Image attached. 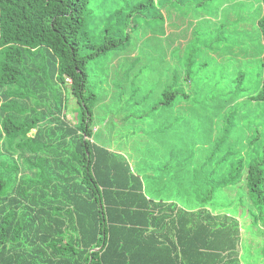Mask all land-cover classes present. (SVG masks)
Masks as SVG:
<instances>
[{
  "label": "trees",
  "instance_id": "trees-1",
  "mask_svg": "<svg viewBox=\"0 0 264 264\" xmlns=\"http://www.w3.org/2000/svg\"><path fill=\"white\" fill-rule=\"evenodd\" d=\"M165 5L0 0V264H242L264 160L218 179L182 160L199 28L189 39ZM256 23L264 50V0ZM223 187L232 211L215 206Z\"/></svg>",
  "mask_w": 264,
  "mask_h": 264
},
{
  "label": "rangeland",
  "instance_id": "rangeland-1",
  "mask_svg": "<svg viewBox=\"0 0 264 264\" xmlns=\"http://www.w3.org/2000/svg\"><path fill=\"white\" fill-rule=\"evenodd\" d=\"M168 1L163 12L165 19L184 21V26H188L185 30L190 31L189 39L199 28V34L190 43L193 48L198 46L201 53L195 76L190 83L183 82L189 98L184 100L182 115L186 118L179 133L178 150L182 160L189 161L198 172L206 168L218 179L219 170L229 177V169L241 158L246 164L264 160V102L253 100L264 77L263 42L256 23L261 0ZM217 11L221 21L216 19ZM220 22L229 26L228 33L224 29L218 31ZM216 35L219 40H215ZM92 67L95 81L109 68L96 62ZM68 117L75 116L69 112ZM98 128L106 129L101 121ZM172 140L166 139L165 144ZM215 194L219 197L215 205L219 210H233L228 187L216 190ZM247 196L242 190L237 197H242L246 204ZM249 214L253 220L245 226L242 264H264V205L254 207Z\"/></svg>",
  "mask_w": 264,
  "mask_h": 264
},
{
  "label": "bare ground",
  "instance_id": "bare-ground-1",
  "mask_svg": "<svg viewBox=\"0 0 264 264\" xmlns=\"http://www.w3.org/2000/svg\"><path fill=\"white\" fill-rule=\"evenodd\" d=\"M215 4V3H214ZM202 33V32H201ZM204 34V33H203ZM204 36V35H203ZM208 36V35H207ZM205 38V37H204Z\"/></svg>",
  "mask_w": 264,
  "mask_h": 264
},
{
  "label": "built area",
  "instance_id": "built-area-1",
  "mask_svg": "<svg viewBox=\"0 0 264 264\" xmlns=\"http://www.w3.org/2000/svg\"><path fill=\"white\" fill-rule=\"evenodd\" d=\"M67 80H68V81H70V79H69V78H68Z\"/></svg>",
  "mask_w": 264,
  "mask_h": 264
}]
</instances>
